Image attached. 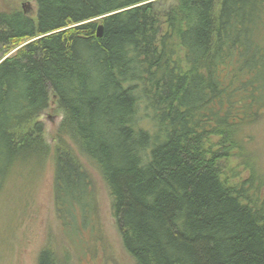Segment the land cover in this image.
Segmentation results:
<instances>
[{"label": "trees", "instance_id": "obj_1", "mask_svg": "<svg viewBox=\"0 0 264 264\" xmlns=\"http://www.w3.org/2000/svg\"><path fill=\"white\" fill-rule=\"evenodd\" d=\"M0 13V199L49 158L72 244L99 170L134 264H264V0H34ZM102 27L100 38L97 28ZM64 114L53 148L39 122ZM38 264H60L43 249Z\"/></svg>", "mask_w": 264, "mask_h": 264}, {"label": "rangeland", "instance_id": "obj_2", "mask_svg": "<svg viewBox=\"0 0 264 264\" xmlns=\"http://www.w3.org/2000/svg\"><path fill=\"white\" fill-rule=\"evenodd\" d=\"M167 10L175 0H154ZM25 6L29 17L35 18L34 0H0V13L21 11ZM14 53L11 52L1 59ZM49 108L39 122L44 141L53 150L59 126L64 119L56 101L50 98ZM250 148L255 150L256 166L264 172V119L252 130ZM66 146L78 157L92 178L97 198V212L92 228L82 230L80 241L72 244L56 214L53 199L54 168L51 158L42 173L31 184L12 183L0 199V264H38L43 249L54 250L60 264H134L123 249L120 234L112 216V199L99 170L86 159L68 137Z\"/></svg>", "mask_w": 264, "mask_h": 264}, {"label": "water", "instance_id": "obj_3", "mask_svg": "<svg viewBox=\"0 0 264 264\" xmlns=\"http://www.w3.org/2000/svg\"><path fill=\"white\" fill-rule=\"evenodd\" d=\"M22 13L25 14V15H27L26 10H25V6H22ZM101 35H102V27L99 26V27L97 28L96 36H97L98 38H100Z\"/></svg>", "mask_w": 264, "mask_h": 264}, {"label": "bare ground", "instance_id": "obj_4", "mask_svg": "<svg viewBox=\"0 0 264 264\" xmlns=\"http://www.w3.org/2000/svg\"><path fill=\"white\" fill-rule=\"evenodd\" d=\"M1 57V56H0Z\"/></svg>", "mask_w": 264, "mask_h": 264}]
</instances>
